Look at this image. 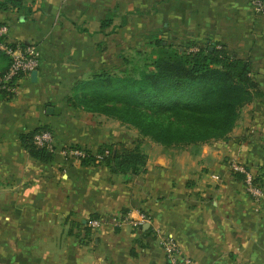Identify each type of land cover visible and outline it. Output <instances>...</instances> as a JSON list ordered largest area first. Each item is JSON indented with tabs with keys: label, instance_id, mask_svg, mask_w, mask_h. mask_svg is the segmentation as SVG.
<instances>
[{
	"label": "crops",
	"instance_id": "obj_1",
	"mask_svg": "<svg viewBox=\"0 0 264 264\" xmlns=\"http://www.w3.org/2000/svg\"><path fill=\"white\" fill-rule=\"evenodd\" d=\"M23 6L0 9V25L9 29L4 40L41 52L35 80L23 76L14 94L0 92V264H168L154 227L172 234L196 264H264V200L257 210L244 174L230 165L242 164L264 187V15L251 0ZM157 40L180 53L223 44L251 63L262 94L242 108L228 138L164 146L70 102L81 81L115 69V59L127 62V53L154 54ZM10 61L0 50V76ZM50 106L58 111L49 113ZM42 130L52 131L55 149L38 158L28 145ZM135 142L147 155L137 174L62 154ZM141 212L151 222L140 228L113 222ZM92 219L103 223L94 229Z\"/></svg>",
	"mask_w": 264,
	"mask_h": 264
},
{
	"label": "trees",
	"instance_id": "obj_2",
	"mask_svg": "<svg viewBox=\"0 0 264 264\" xmlns=\"http://www.w3.org/2000/svg\"><path fill=\"white\" fill-rule=\"evenodd\" d=\"M10 8L22 10L23 0H0V9ZM31 12L29 9L24 15ZM219 45L221 48L214 45L213 49L207 46L180 53L157 40L150 63L141 68L126 67L121 72L96 71L80 82L70 102L132 126L141 137L164 146L226 139L242 108L262 92L252 76L251 63ZM34 134L29 139L30 152L43 158L48 151L34 146ZM79 160L83 166L103 162L114 173L137 174L145 171L147 155L140 143L133 148L122 143L117 147L106 144L94 152L86 150Z\"/></svg>",
	"mask_w": 264,
	"mask_h": 264
},
{
	"label": "built area",
	"instance_id": "obj_3",
	"mask_svg": "<svg viewBox=\"0 0 264 264\" xmlns=\"http://www.w3.org/2000/svg\"><path fill=\"white\" fill-rule=\"evenodd\" d=\"M253 10L261 15H264V0H251ZM7 25H0V50L10 57L9 68L0 76V90H5L9 94H14L18 88V80L37 69L40 65L41 52L35 45H12L4 40L8 34ZM221 48V45L217 46ZM32 143L39 149L53 151L55 149L54 134L50 130H42L34 134ZM65 157L80 158L85 156V151L77 148H66L62 150ZM100 158V157H99ZM234 171L244 174V182L247 192L251 195L255 202L256 209L259 210L264 200V187L257 179L256 175L245 166L236 161L230 163ZM115 225L132 224L138 228L151 220L146 213L141 212L137 218L127 216L125 218H113ZM99 219H92L91 226L99 228L102 225ZM154 235L158 240L159 245L163 248L168 264H196L190 256L186 255L178 240L170 233H166L160 227H154Z\"/></svg>",
	"mask_w": 264,
	"mask_h": 264
},
{
	"label": "rangeland",
	"instance_id": "obj_4",
	"mask_svg": "<svg viewBox=\"0 0 264 264\" xmlns=\"http://www.w3.org/2000/svg\"><path fill=\"white\" fill-rule=\"evenodd\" d=\"M127 56L129 57L127 60L130 61V64H125L124 59H115L114 66H116L115 70L121 72L124 68L128 67L131 68L133 65L138 68H141L144 63H150L152 59L154 58V54H151L149 52H146L145 54H138V53H127ZM117 62V63H116ZM134 63V64H133ZM127 65V66H126ZM120 122V121H119ZM137 132L138 130L134 128ZM134 144H137L135 142Z\"/></svg>",
	"mask_w": 264,
	"mask_h": 264
},
{
	"label": "water",
	"instance_id": "obj_5",
	"mask_svg": "<svg viewBox=\"0 0 264 264\" xmlns=\"http://www.w3.org/2000/svg\"><path fill=\"white\" fill-rule=\"evenodd\" d=\"M37 75H38V70H37V69H35V70H33V71L31 72V77H32L33 80L36 79ZM52 111H56V112H57L58 110L55 109V108H52L51 106L48 107V112L51 113Z\"/></svg>",
	"mask_w": 264,
	"mask_h": 264
}]
</instances>
